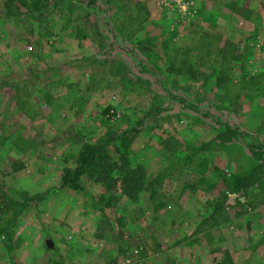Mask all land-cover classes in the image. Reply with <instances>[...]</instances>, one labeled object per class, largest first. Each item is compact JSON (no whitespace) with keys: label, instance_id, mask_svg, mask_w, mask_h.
I'll return each instance as SVG.
<instances>
[{"label":"rangeland","instance_id":"rangeland-1","mask_svg":"<svg viewBox=\"0 0 264 264\" xmlns=\"http://www.w3.org/2000/svg\"><path fill=\"white\" fill-rule=\"evenodd\" d=\"M98 1L9 19L0 0V264H264V189L226 182L246 150L211 144L218 126L187 107L264 137V0ZM124 132L166 205L130 198L120 177L107 191L105 169L63 184L85 142ZM108 149L116 173L125 151Z\"/></svg>","mask_w":264,"mask_h":264},{"label":"trees","instance_id":"trees-1","mask_svg":"<svg viewBox=\"0 0 264 264\" xmlns=\"http://www.w3.org/2000/svg\"><path fill=\"white\" fill-rule=\"evenodd\" d=\"M50 1L52 0H4L2 8L3 13L7 18L16 19L22 14H25V11L38 10L44 6H47ZM78 3L83 6L88 5L96 10H98V7L101 6L98 0H78ZM22 7L25 8V10H22ZM146 59L147 58L141 60L143 65L147 61ZM148 68L149 65L145 66L144 69L148 70ZM197 98L199 99V95ZM187 107L194 109L195 111L203 114L205 117H210L218 126L217 129L215 128L218 132L216 134L217 136L211 141V144L221 148L226 146L225 144L227 142H230L238 145L241 151L244 149L246 150L248 159L252 164L245 170L238 169L230 174L229 180L226 179V182L229 184L231 189L238 192L243 191L244 195L249 193V189L252 187L255 189L258 187L260 190L264 189V137H261L257 133L248 131V129H245L239 122L232 121V119L229 118L228 114L225 112H223L221 115L210 112L209 110L204 111L199 108L198 103L191 104L190 102H187ZM222 107L227 108L226 105H222ZM162 109L163 108L153 109L154 114H148L147 117H150L152 120H154V117L156 116L155 113H158L159 110ZM110 139H115L118 141L121 140L122 143L112 142L114 140L111 141ZM130 142L131 137L127 132L115 135L113 138L108 137L104 138V140L100 139L96 144L85 142L80 148L76 166L73 169H65V172L62 175L63 184L69 185L75 189H81L83 188V184L81 183V180H83V175L88 177L100 175L101 171L104 172L103 169H105L108 171L107 191L111 190L114 183L120 177L122 179L123 191L127 193L130 198L133 196L138 198V196L142 193L145 194L146 197L148 193L146 198L148 199L149 204L152 206H156L157 204L158 207L166 205V200H168L166 194H168V191L165 188V191H163L153 186V182H156L161 172L156 174L150 173L152 177H149L150 175H147L148 173L145 171L143 164H133L132 160L128 156V153L126 152ZM109 146L111 150L113 149L114 152H118L119 154H123L125 151V157L123 158L122 162L124 165L122 167L119 166L116 173H112V171L115 168L114 165H118L119 163L117 162V158H113L112 162L108 160V157L111 154V151L108 149ZM170 151H168V153ZM188 155L190 154H186V156ZM243 155L246 157L244 153ZM171 156H173V152L169 153V157ZM198 160V163L200 164L199 167L206 166L207 160L204 156H202V154L199 156ZM159 161L163 162L164 160L159 158ZM184 163L188 164L189 161L184 160ZM181 170L182 166H178L176 167L175 171L177 173H181ZM149 178L154 181L149 180ZM203 178L207 179L206 177ZM110 195L111 192H109L108 195V204L112 202ZM225 199L226 195H223L217 203H220L222 207ZM238 203H242L241 197H237L235 199V204L230 205V207H234ZM216 213L217 212L213 214L215 218L217 216ZM1 232L2 226L0 224V233ZM216 251L214 250V255L216 254ZM215 259L216 264H224L226 257L223 254L220 259L217 257H215Z\"/></svg>","mask_w":264,"mask_h":264},{"label":"built area","instance_id":"built-area-1","mask_svg":"<svg viewBox=\"0 0 264 264\" xmlns=\"http://www.w3.org/2000/svg\"><path fill=\"white\" fill-rule=\"evenodd\" d=\"M176 2L181 11L186 10L191 3L193 4V0H176Z\"/></svg>","mask_w":264,"mask_h":264}]
</instances>
